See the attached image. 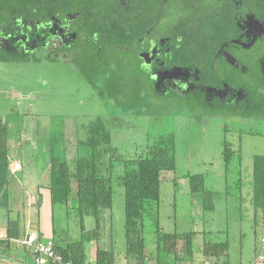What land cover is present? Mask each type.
<instances>
[{
	"label": "rangeland",
	"instance_id": "374dc122",
	"mask_svg": "<svg viewBox=\"0 0 264 264\" xmlns=\"http://www.w3.org/2000/svg\"><path fill=\"white\" fill-rule=\"evenodd\" d=\"M81 1L73 0L72 5L63 6L61 12H68L70 9L78 10L82 6ZM174 1L175 7L177 6L176 14L160 22L158 27L164 26L172 30L180 20L188 22L191 20L193 25L197 23L196 29L214 39L222 34L220 26L228 25V20L218 15H208L198 19L191 17L186 12L190 9L185 8L189 0ZM218 1H199L200 12L209 8V2ZM131 2L133 5L141 4V0H131ZM23 6L27 9L26 11L34 9V0H0V24L4 25L8 23L11 16L12 18L17 16L15 12ZM168 13L169 10L165 7L163 14ZM119 37V40L116 38L117 43L105 44L106 49L111 48V51L101 52L103 55L107 54L103 63L109 60V55L115 59L111 67L105 65L107 68L98 71L92 78L81 71L74 59L77 56L81 59L80 61L86 62V58L87 61H92L90 57L82 54L83 49L88 50L86 44H81L82 42L77 46L78 52H72L67 58H61V55L55 56L57 53L49 47H40L26 54L14 53L6 59L5 56L0 58V119L5 115L14 114L11 113L13 109H28L20 119L21 128L12 140V149L18 152V142L32 140V135L35 137L36 134L45 139L54 135L57 140H60L67 134L70 137V133L75 132L73 137L79 138L82 130L99 116L111 129L113 147L125 158H130L146 145L147 142L144 140L151 129L155 134L161 129L170 131L174 128L178 141L177 169L174 172L162 173L160 185L159 221L163 232L202 231L203 227L206 230L227 231L225 236L230 242L228 258L223 256L217 259L204 256L203 236L200 234L194 241L195 264H215V262L221 264L226 258V264H263L255 260L256 256L262 254L263 209L254 207V192L249 181L253 176V158H264V113L252 117L235 116L228 114L224 109L211 110L202 106H191L172 96H160L151 79L145 77L143 70H140L139 62L135 60V62L124 63L123 53L114 50L118 49L117 44H125L122 37ZM100 38L103 39L102 36ZM121 49L124 48L121 47ZM130 55L132 53L127 56ZM188 60L192 61V58L189 57ZM201 67L205 68L204 65ZM133 79L140 83L133 82L135 81ZM47 141H42L39 146L42 148L41 151L39 150L40 156L37 161L34 160L39 169L38 175L36 171L28 175L32 179H28L27 187H24L28 198L26 215L30 217L29 228L39 226L43 239H51L52 229H54L56 239L61 244L64 240L81 237L82 231L76 210L57 206L52 211L48 206L47 191L44 188L40 190V195L43 197L41 205L32 206V203L37 204L34 198L37 188L30 192L33 185L45 184L48 181L43 177L44 172L42 173L49 156L48 148L45 146L48 145ZM223 141H229L232 144L236 156L230 167L228 188H226L222 156ZM30 142L34 143V141ZM25 145L27 151L31 149L36 151L34 148L29 149L28 144ZM23 155L26 165L28 167L32 165L33 159L26 157L28 152ZM239 155L241 158L238 157ZM239 158L242 161V167L235 169ZM14 166L15 164L12 166L15 169ZM241 168L246 173L247 179L239 197L231 181L237 177V170ZM188 173H204L207 176L208 186L219 192L214 199V211H207L204 215L208 220L206 225H203L201 220L200 209H196L197 203L194 204L195 201L193 202L192 195L189 194L188 179L184 176ZM116 192L113 209L107 210L102 219L101 238L96 242H85V264H95L97 248L104 250L113 248L117 255V264H126L123 190L117 187ZM16 197L20 200L26 198L25 193ZM45 201L48 205H45ZM17 209H22V203H18ZM31 209H34V213ZM85 226L87 231L94 229L93 219L86 218ZM220 236L225 238L223 234ZM211 239L217 240L215 236H211ZM145 240L147 253L155 252L158 238L154 222L150 218L146 220ZM181 246L180 242L178 247ZM180 255H182L181 252ZM131 264L137 263L132 261Z\"/></svg>",
	"mask_w": 264,
	"mask_h": 264
},
{
	"label": "trees",
	"instance_id": "16d2710c",
	"mask_svg": "<svg viewBox=\"0 0 264 264\" xmlns=\"http://www.w3.org/2000/svg\"><path fill=\"white\" fill-rule=\"evenodd\" d=\"M72 1L34 0V9L26 11L27 9L23 6L18 12H15L17 16L13 18L11 16L8 23L4 25L0 24V30L13 29L18 22L23 24L22 20H26L27 23L33 22L32 26L26 24L29 33L33 30V25H36L38 29L43 28L47 18L52 16L61 18L63 14L78 12L80 16L74 20V29H77V24L83 25L85 35L79 36L77 42L81 43V38L86 39L81 44H86L88 50L84 51L83 49L82 54L90 57L92 61H87V58L85 59L86 62L80 61L81 59L77 56L74 59H76L81 71L92 78L95 74L97 75L98 71L107 68L105 65H108L106 62L103 63V60H95V57L98 56L96 55L98 47L94 44L93 38L98 37L101 43L107 45L117 43L116 38L118 39L119 36L123 35L122 31L124 32L125 17L123 15L125 10L118 6L116 0H82V6L78 10L70 9L68 12H61L63 6L70 5ZM199 1L201 0H189V3H199ZM101 36L103 39L100 38ZM119 39L121 40L120 37ZM14 45L12 42L5 46L0 44V58L5 56L6 59L14 53L26 54L45 46L40 40L32 46L24 45V49H19ZM63 50H67L66 46L62 48L57 46L54 51L57 53L55 56H60ZM107 87L109 88L108 81ZM260 104V112L264 113V99L261 100ZM27 110L13 109L11 113L14 114L5 115L0 119V226L7 231L6 238L2 242H6L10 250L15 247L21 249L22 254L32 256L35 263L32 249L22 247L18 240L27 236L29 232L28 215H26L28 198L25 188L28 179L32 178L28 175H31L33 171H36V175H38L39 169L36 167V161L42 149L39 146L43 140L47 141L46 139H48L49 156L46 167L42 171V173L44 172L43 177L47 178L48 181L45 184L39 183L31 187L30 192L37 188L34 195L37 204L32 203V206L41 205L43 197L40 195V190L44 188L48 191L52 211L57 206L76 210L82 231L79 239L71 238L60 244L59 240L56 239L55 230L52 229L53 237L51 240L54 242L56 252L61 254L64 260L62 263L49 262L48 264H85V242H96L101 238L102 219L105 212L114 207L117 187L123 190L124 237L126 241L124 257L126 264H131L132 261L137 264H195L194 241L200 234L203 236L202 253L204 256L217 259L223 256L228 258L230 242L225 236L227 231L206 230L203 227L202 231L177 232L175 230L172 233H165L160 227L161 176L164 172H174L177 169L178 141L174 128L170 131L161 129L155 134L152 133L151 129L144 140L147 143L141 148L142 150L130 158H125L113 147L111 129L98 116L95 121L90 122L82 130L79 138L73 137L75 132L74 134L70 133V137L67 134L60 140H57L54 135L45 139L36 134L34 139L21 143L17 152L12 149L11 143L20 131H16V128L21 126L20 119ZM30 141L36 143L31 144ZM25 144L30 146L29 149L34 148L36 151H32L33 149L27 151ZM223 144L222 156L225 166L226 188H228V175L236 156L229 141H223ZM26 152H28L27 158L36 160L29 167L23 160V154ZM240 158L235 169L242 165ZM14 160H19V171L12 169L11 165ZM253 165V176L249 181L254 192L253 205L256 209H263L264 216V158L254 157ZM184 176L189 179V194L192 195L194 204L197 203L196 209H200L201 220L203 225H206L208 220L204 215L207 211H214V199L219 192L208 186L207 176L204 173H188ZM246 179V173L241 168L237 170V177L231 181V185L239 197L244 189ZM24 193L26 198L23 200L16 197L22 196ZM19 202L22 203V209H17ZM86 218H92L94 221L95 228L91 231L86 230ZM147 218L153 220L158 238L156 251L148 253L145 240ZM202 221L200 222L202 223ZM221 234L225 238H220ZM211 236H215L217 240H212ZM48 239H43L41 232L36 233V244ZM180 242L182 246L179 248ZM227 258L222 264H226ZM95 264H117L115 250L113 248L110 250L97 248Z\"/></svg>",
	"mask_w": 264,
	"mask_h": 264
},
{
	"label": "flooded vegetation",
	"instance_id": "af4514ba",
	"mask_svg": "<svg viewBox=\"0 0 264 264\" xmlns=\"http://www.w3.org/2000/svg\"><path fill=\"white\" fill-rule=\"evenodd\" d=\"M116 1L125 10L124 32L121 30L125 44H117L118 49L114 50L123 53L124 63L139 62L140 70L151 79L157 94L175 97L191 106L224 109L235 116L262 114L264 0L209 2V8L202 13L201 3L186 2L189 4L185 8L190 10H184L191 17L218 15L228 20V25L220 26L222 34L214 39L196 29L197 23L193 25L191 20H180L172 30L158 27L160 22L176 14L174 0H141L140 5L131 4V0ZM165 7L168 14H163ZM79 16L78 12L63 14L61 18L52 16L45 20L43 28L33 25V32L29 33L26 24L32 26L33 22H18L13 29L0 30V44L5 46L12 42L15 47L24 49V45L32 46L40 40L44 47L53 50L66 46L61 58H67L77 52L80 44L77 40L85 35L83 25L77 24L74 29V20ZM85 40L81 38V42ZM93 41L98 47L95 60L104 61L107 54L100 52L111 51V48L106 49L98 37ZM130 53L132 55L127 56ZM114 60L109 55L106 61L109 67Z\"/></svg>",
	"mask_w": 264,
	"mask_h": 264
},
{
	"label": "built area",
	"instance_id": "2783aa9c",
	"mask_svg": "<svg viewBox=\"0 0 264 264\" xmlns=\"http://www.w3.org/2000/svg\"><path fill=\"white\" fill-rule=\"evenodd\" d=\"M6 235L0 233V245ZM36 235L29 234L24 238L18 240L19 244L23 247L31 248L35 258L36 264L62 263L63 256L56 252L54 242L51 239L41 241L36 244ZM262 254L259 256L260 260L264 261V236L261 238ZM68 264V263H67Z\"/></svg>",
	"mask_w": 264,
	"mask_h": 264
},
{
	"label": "crops",
	"instance_id": "0c3cea01",
	"mask_svg": "<svg viewBox=\"0 0 264 264\" xmlns=\"http://www.w3.org/2000/svg\"><path fill=\"white\" fill-rule=\"evenodd\" d=\"M20 128L21 127H17L16 128V131L20 130ZM28 130L29 131L30 130L33 131L32 129H28ZM31 139H34L33 135L31 137ZM23 142H25V141H19L17 146H20L21 143H23ZM35 143L36 142L34 141L33 144H35ZM11 145H12V143H11ZM45 146L48 147V145H45ZM13 162H12V165L11 166H13L15 164V166H14L15 169L13 167H12V169L13 170H16V171H19V169H20L19 160H14ZM186 179H188V178H186ZM188 185H189V179H188ZM47 198H48V204L49 205L47 204L46 201H45V205H48L49 208L51 209V206H50V203H49L48 191H47ZM31 210H32V213H33V209H31ZM28 219H30L29 216H28ZM27 226H28V224H27ZM42 229H45V228H42ZM28 230H29L28 234L29 233L36 234L38 232H41V229H40L39 226L38 227H34V228H29ZM0 233H3V234L6 235L7 234V231H6V229L4 227L0 226ZM22 252L23 251H21V249H17L16 247L13 248L12 250H10L9 247L7 246L6 242H1V245H0V264H35L34 261H33L32 256H30V257L29 256H25V255L22 254ZM258 258H259V256L258 257L256 256V259L255 260L257 262H260V263L263 262V264H264V261L260 260V258L258 260ZM215 264H217V263L215 262Z\"/></svg>",
	"mask_w": 264,
	"mask_h": 264
},
{
	"label": "bare ground",
	"instance_id": "6f19581e",
	"mask_svg": "<svg viewBox=\"0 0 264 264\" xmlns=\"http://www.w3.org/2000/svg\"><path fill=\"white\" fill-rule=\"evenodd\" d=\"M30 234V233H29ZM29 234H27V235H29Z\"/></svg>",
	"mask_w": 264,
	"mask_h": 264
}]
</instances>
